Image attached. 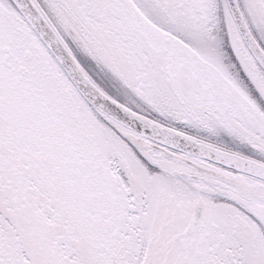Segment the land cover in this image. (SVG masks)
<instances>
[{
	"label": "snow or ice",
	"instance_id": "obj_1",
	"mask_svg": "<svg viewBox=\"0 0 264 264\" xmlns=\"http://www.w3.org/2000/svg\"><path fill=\"white\" fill-rule=\"evenodd\" d=\"M0 264H264V0H0Z\"/></svg>",
	"mask_w": 264,
	"mask_h": 264
}]
</instances>
